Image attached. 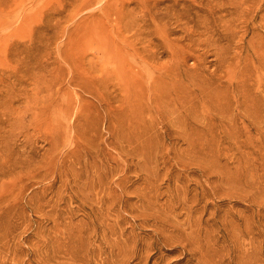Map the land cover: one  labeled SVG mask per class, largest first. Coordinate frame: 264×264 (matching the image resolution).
Listing matches in <instances>:
<instances>
[{"label": "rangeland", "instance_id": "rangeland-1", "mask_svg": "<svg viewBox=\"0 0 264 264\" xmlns=\"http://www.w3.org/2000/svg\"><path fill=\"white\" fill-rule=\"evenodd\" d=\"M0 264H264V0H0Z\"/></svg>", "mask_w": 264, "mask_h": 264}]
</instances>
